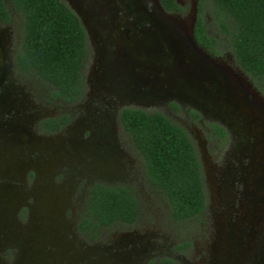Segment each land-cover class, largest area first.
I'll use <instances>...</instances> for the list:
<instances>
[{"label":"rangeland","instance_id":"obj_1","mask_svg":"<svg viewBox=\"0 0 264 264\" xmlns=\"http://www.w3.org/2000/svg\"><path fill=\"white\" fill-rule=\"evenodd\" d=\"M189 2L191 0H186L187 7ZM213 7L207 0L200 14L206 29L219 41V57L215 60L246 83L251 78L231 61L230 45L215 25ZM14 28V42L19 44L23 33L21 15ZM203 82L214 87L208 80ZM15 83L24 85L29 93L27 111L58 113L71 108L61 101H45L39 93L48 85L42 79H17ZM148 108L163 112L181 125L193 140L205 184L204 208L196 215L175 219L169 213L165 197L142 179L139 171H134L133 177L130 174L110 182L123 180L139 190V219L131 224L102 227L97 235L83 234L77 230L76 223L81 213V188L85 179L60 175L53 162L42 159L36 162V174L35 169L22 163L19 151L9 147L3 135L5 124H0V264H146L152 261L145 259L148 253L144 250L135 253L143 246L148 252H168L179 264H228L246 246L251 230L244 221L248 195L243 189L245 181L259 172L260 161L264 162V141L259 137L249 140L244 135L239 139L243 140L239 149L245 154L244 163L251 164L244 175L245 184L240 185L232 178V165L238 164L233 151L236 144L214 140L207 128L210 117L203 121L192 120L185 110L173 114L164 106ZM236 113L238 109L231 115ZM235 124L241 134L252 131L258 136L255 127L250 128L242 121ZM136 154L140 169L141 157L137 151ZM260 155L261 159L257 160Z\"/></svg>","mask_w":264,"mask_h":264},{"label":"flooded vegetation","instance_id":"obj_2","mask_svg":"<svg viewBox=\"0 0 264 264\" xmlns=\"http://www.w3.org/2000/svg\"><path fill=\"white\" fill-rule=\"evenodd\" d=\"M64 1L77 14L87 39V53L81 65L82 84L79 96L73 100H66L61 97L49 99L50 83L38 76L33 69L22 66L18 60L21 41L19 44H15L13 37L14 26L17 25L18 16L21 15L22 17V14L11 0H3L8 19L0 16V124H5L4 127L6 129L3 135L9 142V147L13 151H19V154H21L20 158L23 160L22 163L26 167L30 166L35 169L34 172L36 174H38L36 162L42 159L53 162L56 173L58 172L60 175L67 178L85 179V184L81 188L82 195L80 198L82 213L90 192V186L97 181L109 184L122 183L132 187L123 182V180L122 182L110 181L124 179L130 174L133 177L134 171L136 173L139 171L142 174L141 178L149 183L145 177L142 155L136 147L131 133L121 119V112L124 107L137 106L149 109L148 107L150 106H164L166 110L173 114L178 110H185L192 120L198 119L201 121L207 116L203 115L192 105L175 98H169L162 103L146 105L134 101V92H127V90L123 93L115 91L113 85L110 84L111 79H183L178 73L182 72L184 67H176L174 71L176 76L173 78L164 76L168 70L166 63L173 62V55H170L166 45H163V50L165 51L167 62H163L161 68L153 66L154 63L151 65L148 62L151 57H161V55L155 53L154 49L148 51V49H144V46H135L134 38L135 36L136 38H144L145 34L151 33L150 28L135 25L134 16L129 13L128 9L119 0ZM176 1L180 5L185 6L186 9L168 11L163 8L170 13L183 17L194 6L196 8L193 24L194 35L197 0H191L188 7L186 0ZM76 8L89 9L90 12L81 16ZM85 18L89 20L84 21ZM194 38L196 39L195 35ZM196 43L199 48L211 57H219V55L210 53L205 47L200 45L197 39ZM134 58H136V61ZM230 59L231 61L233 60L232 57ZM158 64H160L159 61ZM195 71L196 73L201 72L199 68H196ZM135 72L136 75H134ZM17 79H42L47 83L48 87L43 86L42 92L39 93L40 96H44L45 101H61L70 105L71 108L58 113L55 111H27L30 105L29 93L25 91L24 85L15 83ZM224 79H233V88L237 90L242 102L248 106H253V108L250 110H238L235 117L234 115L228 117V124L218 119H209L211 122H216L221 126L224 134L219 133L210 124H208L207 128L216 142L222 143L228 140V142L236 144L233 151L238 164L232 165L233 180H237V184L240 185L246 183L243 189L245 194L251 193V195H254L258 193L262 195L264 194V176H262L264 174V162L260 161L258 164L260 167L259 172L244 183V175L251 164L245 165L244 163L245 154L239 149L240 141L243 140L239 141V139L245 136L249 137V140H255V137H259L264 141V129H262V122H264V97L262 93L264 92V83L258 88L253 79H247L245 83V81L235 80L241 78L233 74L227 75ZM131 88L133 89V87ZM246 112L252 115L251 119L248 118L250 119L249 121L246 117ZM60 116H65L66 120L62 121ZM50 117H55L59 124L55 127H49L44 120ZM239 121L245 122L246 126L250 128L255 127L254 131L258 132V136L252 131L247 132L246 135L238 132L239 130L236 131L235 123ZM136 151L141 157L140 169L136 160L139 158ZM260 159L261 155L257 160ZM247 185L248 187H246ZM260 185H262V190L256 189ZM156 190L163 195V191L160 188H156ZM131 191L139 197L137 188L132 187ZM257 212H260V216H257L258 218L261 217L260 221L253 223L252 226L251 223H248L246 226L252 230L251 232L254 235L260 238L264 227V210H258ZM81 213H79L76 223L77 230L83 234H92V232L80 230ZM247 213L248 211L245 208L243 213L245 218ZM139 217L140 211L136 219L131 222L115 223L131 224L137 221ZM101 228L97 231V234H99ZM142 250L148 253L145 259L152 260L146 264H153L164 256L176 260L168 252H148L145 246L142 249L135 250L137 251L135 253H143ZM135 258L138 257L136 256ZM261 264H264V260L261 261Z\"/></svg>","mask_w":264,"mask_h":264},{"label":"trees","instance_id":"obj_3","mask_svg":"<svg viewBox=\"0 0 264 264\" xmlns=\"http://www.w3.org/2000/svg\"><path fill=\"white\" fill-rule=\"evenodd\" d=\"M168 11L186 7L176 0H159ZM207 0H197L194 35L210 53L220 52L219 41L210 34L200 12ZM213 3L214 22L230 45L233 61L259 88L264 83V0H208ZM23 17L18 60L22 66L50 83L49 99L77 98L81 92V65L87 53L85 30L64 0H11ZM0 16L8 13L0 0ZM195 111V110H193ZM195 114H197L195 112ZM62 121L65 116H60ZM121 119L144 160L145 177L163 191L176 219L198 214L205 205V184L196 146L186 130L159 110L126 106ZM49 127L59 124L45 119ZM219 133L216 122L209 123ZM122 183L95 182L90 186L80 216V230L92 232L115 222H131L140 211V199ZM153 264H178L162 257Z\"/></svg>","mask_w":264,"mask_h":264},{"label":"water","instance_id":"obj_4","mask_svg":"<svg viewBox=\"0 0 264 264\" xmlns=\"http://www.w3.org/2000/svg\"><path fill=\"white\" fill-rule=\"evenodd\" d=\"M119 1L134 16L135 25L150 28L151 33L145 34L144 38H136V36L134 38L135 46H144V49L148 51L154 49L155 53L161 55V57H151L148 62L161 68L162 63L167 62L163 50V45H166L170 55H173V62L166 63L168 70L164 76L173 78L176 76L174 71L179 66L184 67V70L178 73L183 79H111L110 84L113 85L115 91L134 92V101L146 105L162 103L169 98H175L192 105L203 115L226 124L234 109L250 110L253 108L242 102L237 90L233 88V79H224L227 75L235 74L197 45L193 35L196 11L194 6L185 16L180 17L166 11L159 0ZM76 9L81 16L90 12L89 9ZM88 20L85 18L84 21ZM134 60L136 61V58ZM196 68H199L201 72L196 73ZM203 80H208L214 87L205 85ZM235 80L241 81L240 79ZM246 117L251 119L252 115L246 112ZM262 125L264 129V122ZM256 189L262 190V185L257 186ZM247 195L245 208L248 213L244 221H247L246 224L251 223L252 226L253 223L260 221L261 217H257L260 216V212L257 211L264 210V194L250 195L247 193ZM262 230L260 238L251 230L246 246L240 249L228 264H243L246 261H250L251 264H261L264 259V227Z\"/></svg>","mask_w":264,"mask_h":264}]
</instances>
